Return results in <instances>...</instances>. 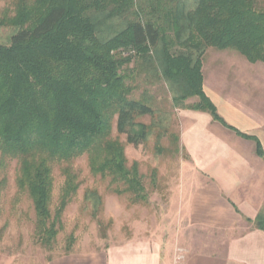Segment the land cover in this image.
Segmentation results:
<instances>
[{"label": "trees", "instance_id": "obj_1", "mask_svg": "<svg viewBox=\"0 0 264 264\" xmlns=\"http://www.w3.org/2000/svg\"><path fill=\"white\" fill-rule=\"evenodd\" d=\"M8 1L0 11V157L18 163L16 188L30 201L41 248H52L80 187L70 166L77 158L85 155L90 173L108 179L113 194L147 202L137 163L127 166L124 145L111 133L133 147L166 135L172 114L155 110L147 89L158 82L173 108L208 113L253 140L264 160L257 139L218 115L201 71L210 48L264 63V0ZM63 164L53 208V168ZM83 199L96 215L100 194L89 189ZM253 224L264 232V208ZM68 240L64 253L75 243Z\"/></svg>", "mask_w": 264, "mask_h": 264}, {"label": "crops", "instance_id": "obj_2", "mask_svg": "<svg viewBox=\"0 0 264 264\" xmlns=\"http://www.w3.org/2000/svg\"><path fill=\"white\" fill-rule=\"evenodd\" d=\"M201 71L218 115L257 139L264 153V63L245 60L208 77ZM179 123L186 159L167 198L164 231L133 224L132 233L100 246L75 242L51 258L12 256L0 264H264V232L253 224L264 208V160L256 143L206 112L180 110Z\"/></svg>", "mask_w": 264, "mask_h": 264}, {"label": "rangeland", "instance_id": "obj_3", "mask_svg": "<svg viewBox=\"0 0 264 264\" xmlns=\"http://www.w3.org/2000/svg\"><path fill=\"white\" fill-rule=\"evenodd\" d=\"M9 5L10 1H1L0 11ZM244 62L245 59L234 51L210 48L204 55L202 68H205L204 73L208 77V74L214 76L216 72L227 74L230 68L242 67ZM147 89L153 96L152 107L172 114V123L166 135L157 142L154 134L144 144L133 147L126 144L125 136L117 135L114 128L111 133L112 138H117L124 145L127 166L137 163L148 194L147 202L132 205L127 195L113 194L108 190V179H100L90 173L87 157L84 155L77 158L70 166L73 173L78 175L80 187L61 216V227L52 248L45 250L33 238L34 215L30 201L24 194L18 193L16 188L18 163L0 157V166H3L0 169V259L18 256V262H21L26 256L38 260L51 258L64 253L69 236L79 245L100 246L110 239L118 240L132 233L133 224L142 223L148 232L159 234L164 231L167 198L176 182L179 166H184L186 155L176 140L180 130V109L172 107L169 93L162 82ZM194 101V98L188 100V104ZM142 121L148 124L150 119L145 117ZM57 166L66 164L55 165L53 168V208L58 202L63 184V176ZM89 189L96 190L102 198V206L96 215H93L92 209L83 199L84 192ZM21 256L25 257L21 259Z\"/></svg>", "mask_w": 264, "mask_h": 264}]
</instances>
